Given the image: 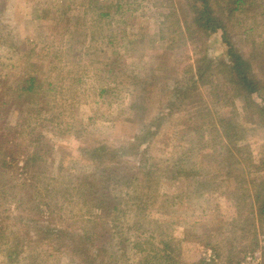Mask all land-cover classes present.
I'll return each instance as SVG.
<instances>
[{
  "label": "rangeland",
  "instance_id": "1",
  "mask_svg": "<svg viewBox=\"0 0 264 264\" xmlns=\"http://www.w3.org/2000/svg\"><path fill=\"white\" fill-rule=\"evenodd\" d=\"M262 2L191 44L189 0H0V264L16 243L14 264H78L45 231L67 225L106 264H264Z\"/></svg>",
  "mask_w": 264,
  "mask_h": 264
},
{
  "label": "trees",
  "instance_id": "2",
  "mask_svg": "<svg viewBox=\"0 0 264 264\" xmlns=\"http://www.w3.org/2000/svg\"><path fill=\"white\" fill-rule=\"evenodd\" d=\"M189 1H191L192 3L193 14L189 22H185L186 27L183 29V33L187 34V37L190 39L191 44L192 41H195L194 37L197 34V31L199 33H202L205 38H208L211 31L221 30L223 28V19L231 18L232 16H234V14L239 11L245 3L248 2V0H218V2L222 3V5H224L225 2L229 3L231 7L228 10L225 6L219 5L220 10L217 11L214 8V6H217V0ZM260 7L264 9V2L260 4ZM193 27H195L196 30H193ZM228 53L229 58L232 59H230L231 66H229L228 70L231 75L234 74V81L231 83L235 85L239 91H245L248 89L250 93L254 92L255 84L249 79V76L251 75L249 73L248 64L243 61L238 55L234 54L231 49L228 50ZM34 82L35 78H29L24 91L31 92V88ZM260 111H262L264 117V111L262 109H260ZM117 151L118 150L116 149L114 152L117 153ZM94 152H97L98 154L101 153L99 151ZM9 159L7 157V154L5 153V150L0 147V174H3V170H8L9 166L11 167L12 164L15 163L12 157H10ZM34 161V158H26L23 164L25 168H27L28 164ZM256 183L257 192L255 194V199L257 203V209L255 214L262 222L264 220V179ZM96 207L101 210L103 208L102 202L99 204V206ZM105 211L107 214H111L113 216H117L119 212L117 207H113L110 210ZM108 227H111L114 231L118 230L115 219H113L112 222L109 223ZM76 230L78 231V234H81L77 235L76 239L70 237L73 236L74 233H76L75 228H72L68 225L64 229H59L56 226H50V228H46L45 231H50L51 237L49 238L53 239L52 243L56 244L57 247H60L61 249L66 251V253H68L70 257H75L78 260V264H106L103 261L105 252H107L105 246H94L92 242L93 238L87 235L85 229L77 228ZM110 237H112V234ZM3 239L4 237L2 228L0 227V240ZM137 239L139 238L135 239L136 242L134 243V248L139 247ZM4 245L5 242H0V248ZM164 246H166V244ZM16 247H18L17 243L12 244L6 249V252H4V264H14L18 262V259L23 256V252H18L19 249H16ZM12 248H14L17 252H15V250L13 251ZM139 253H141V250H139ZM169 255V252H146L143 264H149V260L157 262L158 259H160V262L158 264H172V260Z\"/></svg>",
  "mask_w": 264,
  "mask_h": 264
}]
</instances>
